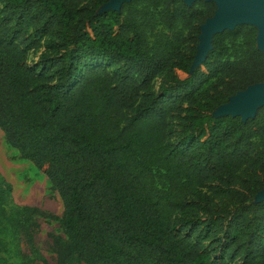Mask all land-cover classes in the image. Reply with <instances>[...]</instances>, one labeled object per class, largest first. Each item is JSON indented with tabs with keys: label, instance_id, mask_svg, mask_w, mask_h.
Masks as SVG:
<instances>
[{
	"label": "trees",
	"instance_id": "16d2710c",
	"mask_svg": "<svg viewBox=\"0 0 264 264\" xmlns=\"http://www.w3.org/2000/svg\"><path fill=\"white\" fill-rule=\"evenodd\" d=\"M108 1L0 0V131L62 204L59 216L18 205L0 173V264L7 236L51 264L37 218L61 230L49 235L52 264H264V106L245 121L214 116L264 81L257 29L215 34L191 70L214 2L100 12ZM36 37L50 42L31 64Z\"/></svg>",
	"mask_w": 264,
	"mask_h": 264
},
{
	"label": "rangeland",
	"instance_id": "374dc122",
	"mask_svg": "<svg viewBox=\"0 0 264 264\" xmlns=\"http://www.w3.org/2000/svg\"><path fill=\"white\" fill-rule=\"evenodd\" d=\"M26 33L33 38L31 27L28 26ZM39 39V37H36ZM40 47L29 51V62L36 63L42 53H44L50 39L40 38ZM207 81V80H206ZM204 81V83L206 82ZM203 83V84H204ZM159 85V80L155 82V90ZM172 131H178L179 122L172 121L170 123ZM0 173L12 185V196L14 203L18 205H27L40 208L48 213L60 215L62 212V204L59 195L52 188L46 176L37 170L32 163L21 159L18 152L9 147L0 131ZM205 195L209 197L212 203L215 202L212 188L206 187L203 189ZM39 230L35 235V246L39 253L49 262L53 263L55 254L52 249L50 234H61L59 225L54 220H45L37 218ZM8 243L10 253L7 256L9 264H41L40 261L33 259L28 248L23 244L21 239H14L10 236L5 237ZM210 238H205L203 244L210 249L214 246H209ZM215 253L221 254L219 250ZM25 256V257H23ZM23 257V258H22ZM226 258H230L229 252L225 254ZM235 264H243L240 260L235 259Z\"/></svg>",
	"mask_w": 264,
	"mask_h": 264
},
{
	"label": "water",
	"instance_id": "95a60500",
	"mask_svg": "<svg viewBox=\"0 0 264 264\" xmlns=\"http://www.w3.org/2000/svg\"><path fill=\"white\" fill-rule=\"evenodd\" d=\"M130 0H109L100 12L120 11L124 2ZM196 0H183L184 4L191 6ZM212 1L216 5L213 15L200 26L196 54L191 70L205 61L212 48L213 36L224 30H233L235 26L247 24L257 29V48L264 53V0H203ZM264 106V81L249 86L246 90L230 97L226 104L219 106L214 116H239L242 121L253 118L259 107ZM255 201H264V188L260 190Z\"/></svg>",
	"mask_w": 264,
	"mask_h": 264
}]
</instances>
